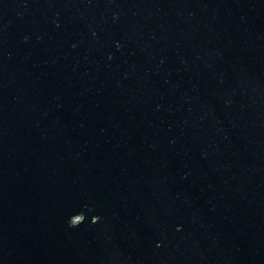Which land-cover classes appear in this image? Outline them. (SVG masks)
Instances as JSON below:
<instances>
[{
  "label": "water",
  "instance_id": "1",
  "mask_svg": "<svg viewBox=\"0 0 264 264\" xmlns=\"http://www.w3.org/2000/svg\"><path fill=\"white\" fill-rule=\"evenodd\" d=\"M0 264H264V0H0Z\"/></svg>",
  "mask_w": 264,
  "mask_h": 264
},
{
  "label": "clouds",
  "instance_id": "2",
  "mask_svg": "<svg viewBox=\"0 0 264 264\" xmlns=\"http://www.w3.org/2000/svg\"><path fill=\"white\" fill-rule=\"evenodd\" d=\"M77 214L80 215L82 218H81V220H80L79 222H77V223H73V221H72L71 218H72L74 215H77ZM99 219H100V217H99L98 214H93L92 217H91V221H92L93 223L99 221ZM84 220H85V214H84L83 211H80V212H77V213L71 215V216L69 217V219H68L67 222H68L69 226H71V227H76V226H79Z\"/></svg>",
  "mask_w": 264,
  "mask_h": 264
}]
</instances>
